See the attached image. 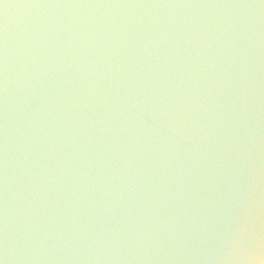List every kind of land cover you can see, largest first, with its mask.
Returning <instances> with one entry per match:
<instances>
[{"label":"water","instance_id":"water-1","mask_svg":"<svg viewBox=\"0 0 264 264\" xmlns=\"http://www.w3.org/2000/svg\"><path fill=\"white\" fill-rule=\"evenodd\" d=\"M261 251L264 0H0L4 264Z\"/></svg>","mask_w":264,"mask_h":264},{"label":"clouds","instance_id":"clouds-1","mask_svg":"<svg viewBox=\"0 0 264 264\" xmlns=\"http://www.w3.org/2000/svg\"><path fill=\"white\" fill-rule=\"evenodd\" d=\"M249 264H264V251H261L253 256H250L249 258ZM2 264H4L3 260Z\"/></svg>","mask_w":264,"mask_h":264},{"label":"snow or ice","instance_id":"snow-or-ice-1","mask_svg":"<svg viewBox=\"0 0 264 264\" xmlns=\"http://www.w3.org/2000/svg\"><path fill=\"white\" fill-rule=\"evenodd\" d=\"M0 264H2V261H0Z\"/></svg>","mask_w":264,"mask_h":264}]
</instances>
